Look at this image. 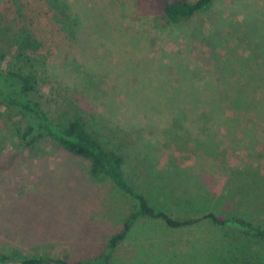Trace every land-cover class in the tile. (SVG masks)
<instances>
[{
  "label": "rangeland",
  "instance_id": "374dc122",
  "mask_svg": "<svg viewBox=\"0 0 264 264\" xmlns=\"http://www.w3.org/2000/svg\"><path fill=\"white\" fill-rule=\"evenodd\" d=\"M7 24L40 41L43 97L95 115L151 204L264 226V0H215L179 24L162 0H0L2 39ZM24 122L0 102V254L101 252L132 200L49 139L20 148ZM109 264H264V240L207 219L175 229L139 217Z\"/></svg>",
  "mask_w": 264,
  "mask_h": 264
},
{
  "label": "trees",
  "instance_id": "16d2710c",
  "mask_svg": "<svg viewBox=\"0 0 264 264\" xmlns=\"http://www.w3.org/2000/svg\"><path fill=\"white\" fill-rule=\"evenodd\" d=\"M214 1L162 0V16L167 24H179L209 9ZM69 20L65 21L68 23ZM3 26L6 35L3 39L0 36V40L7 39L11 45L8 51H4L0 45V62L10 54L4 67L0 68V102L25 121L17 129L19 147L31 150L40 139H49L64 151L88 160L87 173L91 179L110 181L117 191L128 196L133 203L131 211L122 219L119 230L110 234L106 246L97 254L74 261L44 253L16 256L0 254V264H109L111 253L126 238L132 224L139 217L158 219L166 227L175 229L207 219L214 225L232 226L246 236L264 240V226L252 224L240 216L218 218L212 212H205L193 217L174 218L163 208L151 204L127 179L123 168L124 156L119 146L106 143L99 128H94L95 115L84 114L79 110L71 113L57 112L50 101L43 97L41 84L45 70L42 60L34 55L40 46L39 39L26 27L13 29L8 24ZM8 32L10 36H7ZM259 103L262 101L253 107Z\"/></svg>",
  "mask_w": 264,
  "mask_h": 264
}]
</instances>
